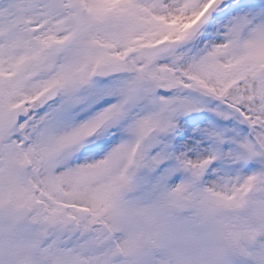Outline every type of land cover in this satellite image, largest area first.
<instances>
[{"label": "snow or ice", "instance_id": "snow-or-ice-1", "mask_svg": "<svg viewBox=\"0 0 264 264\" xmlns=\"http://www.w3.org/2000/svg\"><path fill=\"white\" fill-rule=\"evenodd\" d=\"M0 264H264V0H0Z\"/></svg>", "mask_w": 264, "mask_h": 264}]
</instances>
